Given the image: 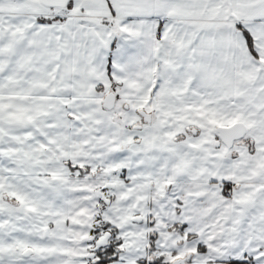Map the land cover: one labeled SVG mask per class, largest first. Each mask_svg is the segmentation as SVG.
Here are the masks:
<instances>
[{
	"label": "snow or ice",
	"instance_id": "6c2138e0",
	"mask_svg": "<svg viewBox=\"0 0 264 264\" xmlns=\"http://www.w3.org/2000/svg\"><path fill=\"white\" fill-rule=\"evenodd\" d=\"M0 264H264V0H0Z\"/></svg>",
	"mask_w": 264,
	"mask_h": 264
}]
</instances>
